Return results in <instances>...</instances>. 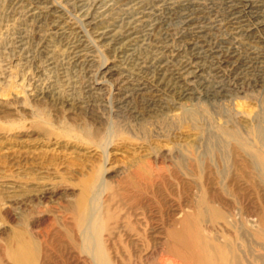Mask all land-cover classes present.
<instances>
[{"label":"rangeland","instance_id":"1","mask_svg":"<svg viewBox=\"0 0 264 264\" xmlns=\"http://www.w3.org/2000/svg\"><path fill=\"white\" fill-rule=\"evenodd\" d=\"M90 214L112 264H263L264 0H0V264H92Z\"/></svg>","mask_w":264,"mask_h":264},{"label":"bare ground","instance_id":"2","mask_svg":"<svg viewBox=\"0 0 264 264\" xmlns=\"http://www.w3.org/2000/svg\"><path fill=\"white\" fill-rule=\"evenodd\" d=\"M24 1V0H23ZM46 3V2H45ZM38 10V9H37ZM61 15V14H60ZM34 20V19H33ZM43 22V21H42ZM62 24V23H61ZM95 28V27H94ZM128 31V30H127ZM73 32H75V31H73ZM126 33V32H125ZM85 34V33H84ZM96 37V36H95ZM71 41V40H70ZM19 42V41H18ZM73 45V44H72ZM76 46V45H75ZM74 48V47H73ZM70 62V61H69ZM65 65V64H64ZM47 66V65H46ZM67 66V65H66ZM82 68V67H81ZM106 70H107V68H106V66L104 67H102V69H101V71H100V74H102V73H105L106 72ZM87 84V83H86ZM88 86V85H87ZM86 93V92H85ZM250 155V154H249ZM200 162V161H199ZM197 164V163H196ZM224 164V163H223ZM249 164V163H248ZM184 166V165H183ZM199 166V165H198ZM251 167H252V165H250ZM199 168V167H198ZM202 169V168H201ZM91 213V212H90ZM202 215V214H201ZM92 214H90V216L88 217V219H87V216L84 218V217H81L80 218V220H79V229H82L83 227H84V225H87V227L85 226L84 228H83V230H81L82 231V235H81V237H82V243H83V249H84V252H86V254L88 255V260H89V256H90V258H91V260H90V262H92V264H112L111 262H110V260H109V256L106 254V250H104V248H103V245L102 244H100V242L98 241V238L97 237H94V232H93V230L95 229V225L92 223V221H91V218H92ZM95 216V215H94ZM204 216V215H203ZM96 217H98L99 218V216L97 215ZM263 217H264V215H263ZM84 219L86 220L87 219V222L84 224ZM96 219V218H95ZM113 219V218H112ZM111 219V220H112ZM258 219V218H257ZM99 220V219H98ZM97 220V221H98ZM201 220V219H200ZM93 221H95V220H93ZM256 221H258V220H256ZM117 222H118V220H117ZM261 222H262V224H264V220H262L261 219ZM251 223V222H250ZM97 225V224H96ZM248 225V224H247ZM252 225H254L253 223H252ZM255 226H257V225H255ZM259 226H260V224H259ZM131 231V230H130ZM132 232V231H131ZM243 232V231H242ZM173 232H171L170 234H172ZM129 234H130V232H129ZM132 234V233H131ZM133 235V234H132ZM158 235H159V233H158ZM161 235V234H160ZM164 235V234H163ZM258 235H260V233L258 234ZM137 236H138V233H137ZM172 236H174V235H172ZM249 239H250V237H248ZM130 239V238H129ZM210 239V238H209ZM253 239V238H252ZM157 240H159L160 241V239H157ZM163 240V239H162ZM165 240V239H164ZM131 242H132V240H131ZM130 242V243H131ZM158 242V241H157ZM225 242V241H224ZM162 243V242H161ZM160 243V247L161 248H164V247H162V244ZM222 243V242H221ZM158 244V243H157ZM209 244H210V242H209ZM133 245V244H132ZM135 245H136V243H135ZM142 245V244H141ZM223 245V244H222ZM137 246V245H136ZM154 246V245H153ZM230 246H232V245H230ZM138 247V246H137ZM136 247V248H137ZM135 248V249H136ZM155 248V247H154ZM220 248V247H219ZM245 248V247H244ZM105 249H106V247H105ZM135 249H134V251H135ZM143 249V248H142ZM217 249H218V247H217ZM223 249V248H222ZM243 249V248H242ZM241 249V250H242ZM245 250V249H244ZM243 250V251H244ZM108 251V250H107ZM140 251H142V250H140ZM138 251H136V253H137ZM156 252V251H155ZM159 252H161L160 250H159ZM216 252V251H215ZM139 253V252H138ZM137 253V254H138ZM111 254V253H110ZM140 254V253H139ZM232 254V253H231ZM249 254V253H248ZM149 255V254H148ZM213 255V254H212ZM133 256V255H132ZM147 256V255H146ZM160 256H161V254H160ZM128 257V256H127ZM145 257V256H144ZM213 257V259H214V256H212ZM120 258V257H119ZM134 258V257H133ZM146 258V257H145ZM162 258V257H161ZM168 258V257H167ZM135 259V258H134ZM144 259V258H143ZM157 259H159L158 261H160V258H157ZM226 259H227V256H226ZM113 260V259H112ZM120 260V259H119ZM145 260V259H144ZM146 260H147V258H146ZM156 260V259H155ZM162 260V259H161ZM211 260H212V258H211ZM121 261V260H120ZM135 261V260H134ZM137 261V260H136ZM168 261H169V259H168ZM168 261H160V263L159 264H173V262H168ZM170 261H172L171 259H170ZM214 261V260H213ZM116 262V261H115ZM131 262V261H130ZM150 262V261H149ZM156 262H157V260H156ZM117 263H119V262H117ZM137 263H138V261H137ZM158 263V262H157ZM121 264H123V263H121ZM144 264V263H143ZM145 264H147V263H145ZM176 264H178V263H176ZM220 264V263H219ZM263 264H264V262H263Z\"/></svg>","mask_w":264,"mask_h":264}]
</instances>
